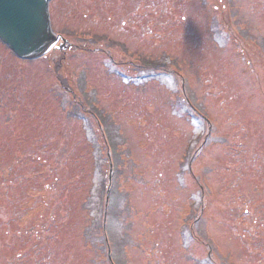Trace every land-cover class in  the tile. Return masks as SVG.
Instances as JSON below:
<instances>
[{"label":"rangeland","instance_id":"rangeland-1","mask_svg":"<svg viewBox=\"0 0 264 264\" xmlns=\"http://www.w3.org/2000/svg\"><path fill=\"white\" fill-rule=\"evenodd\" d=\"M50 12L0 41V264H264V0Z\"/></svg>","mask_w":264,"mask_h":264},{"label":"water","instance_id":"water-1","mask_svg":"<svg viewBox=\"0 0 264 264\" xmlns=\"http://www.w3.org/2000/svg\"><path fill=\"white\" fill-rule=\"evenodd\" d=\"M50 1L0 0V40L18 57L40 58L60 39L52 15L51 27Z\"/></svg>","mask_w":264,"mask_h":264}]
</instances>
